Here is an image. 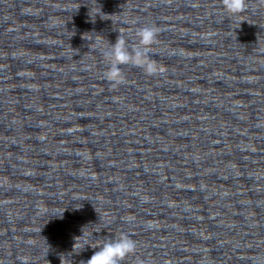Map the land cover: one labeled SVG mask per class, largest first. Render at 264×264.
<instances>
[{"label": "clouds", "instance_id": "obj_1", "mask_svg": "<svg viewBox=\"0 0 264 264\" xmlns=\"http://www.w3.org/2000/svg\"><path fill=\"white\" fill-rule=\"evenodd\" d=\"M259 3L264 5V0H259ZM221 4L227 15L238 16L247 10L248 0H221ZM159 31L155 25L139 28L135 34L137 40L134 46H130L123 33L119 32L114 44L109 43L107 47L101 49L108 65L103 73L104 79L113 86L124 83L125 75L121 68L122 65L139 67L149 76L162 73L165 69L150 56L151 46L156 42ZM96 43L99 48L101 42ZM77 238L74 245L77 244ZM85 246L99 250L95 251L90 259L81 261L80 264H123V261L130 255H134L137 250V242L125 232H120L114 237H106L100 245H89L87 240H84L82 250Z\"/></svg>", "mask_w": 264, "mask_h": 264}]
</instances>
